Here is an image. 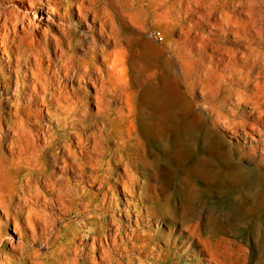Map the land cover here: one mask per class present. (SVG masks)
Wrapping results in <instances>:
<instances>
[{
	"label": "bare ground",
	"instance_id": "obj_1",
	"mask_svg": "<svg viewBox=\"0 0 264 264\" xmlns=\"http://www.w3.org/2000/svg\"><path fill=\"white\" fill-rule=\"evenodd\" d=\"M13 1H17V5L8 9L7 14L8 10L4 12L0 7V52L6 54V68L11 73L4 74L0 66V78L6 91L13 85L11 98L4 102L0 99V264H44L40 252L37 251L39 249L36 250L33 246L39 239L41 244L51 243L50 235L53 233L50 234V231L53 230L56 216L37 207L46 201L62 204L68 210L73 209L74 214L79 212L83 215L92 232L89 235L93 241L92 249L94 252L100 249L98 264H125L122 261L116 262L117 257L114 261V254L123 251L130 254L128 255L131 259L127 260L130 264H173L174 261L180 260L179 252L188 248L189 243L196 245L189 253H202L203 256L194 255L183 264H235L231 248L223 246L227 242L225 236L216 231L201 229L197 222H182L186 233L176 241L173 237V231L176 230L174 226L168 230V234L150 231L137 233L132 228L123 229L122 224L115 220L114 213L107 214L106 210L105 213L102 210V204L108 197L109 204H113L112 199H116L118 184L124 194L130 196H124L125 207L134 205V198L148 197L151 203L146 209L155 221L163 220V213H169L175 207H170L169 201L167 204L166 198L157 190L158 183L150 179V172L154 173V166L151 165L157 162L158 155L154 154L155 158L150 159V156L146 155L143 139L137 134L132 145L139 148L135 151L131 149L129 139L126 140V137L123 138L118 133V111L104 106L108 101L105 95L111 94L121 98L124 93L128 110L133 115L138 106L141 108L143 104H149L148 110L155 119L148 123L140 118V126L147 131L162 128L165 133H156L155 136L167 137L170 146H179L181 155L185 158L193 150V132L200 128L206 119L200 106L206 109L207 114L216 112V103H208L206 100L211 96L212 81L216 72L209 67L201 70L197 66H180L168 74H156L146 68L147 64L156 60V56L149 49H141L140 45L134 42L135 33H130L124 28L125 23L119 21V17L126 14L123 8L137 2L136 0H111L109 8L102 2L94 5L93 0ZM42 6L49 10L46 12V19L52 22L59 35L48 34L40 46L39 40L32 36L30 39L25 37L31 28L26 19L30 16L37 18V10ZM72 7L77 9L78 15L85 23L91 16L93 24L89 26V34L93 44L90 46H86L82 38H77L73 31L75 25L69 20ZM98 39L106 45L97 43ZM49 46H52L53 55ZM77 48L85 54H76ZM121 50L125 53L124 60L119 57ZM187 54L190 55V52ZM178 61L180 63V60ZM120 63L125 64L127 68L124 78L117 74L120 72L117 69ZM74 82L77 87L73 85ZM86 85L91 86L93 91L88 92ZM196 89L203 103L201 105L196 99ZM258 101L261 104L264 102ZM258 101L252 100L254 107H259ZM90 103L97 106L94 115L90 114ZM44 116L51 122L42 120L41 117ZM217 116L222 117L228 126L237 125L225 116ZM251 119L253 121L248 122L249 127L259 130L257 122L264 121V109L259 108ZM165 123L168 124L167 128ZM239 125L244 134L251 136L246 131V120L240 121ZM205 130L207 132L208 127H205ZM207 141L209 146L219 145L218 139H214L212 135L207 137ZM222 154L224 156V152ZM228 157L226 154V163ZM134 158H140L141 167L144 168L141 179L136 177L133 170V164L138 163ZM197 163L193 160L187 168L183 167L188 169L189 177L198 174L219 176L217 168V172L205 170ZM118 165L121 171H118ZM230 167L232 170L229 169V173H233L235 168H240L237 165ZM66 173L69 174L63 178ZM88 187L100 192L91 191ZM258 197L260 198V195ZM115 204L119 209V202L116 201ZM125 207L122 209L127 211L126 214L130 218L128 208ZM110 210L114 211L115 208ZM163 223L170 226L166 220ZM8 229L17 234L18 239H15V242L12 240L14 234L6 238ZM38 230L42 231L39 236ZM106 232L112 241L111 245H105L102 241L101 236L106 238ZM184 237L187 240H184ZM158 239L164 240V246L154 252L151 248L155 249ZM177 242L188 244L179 246ZM9 251L14 254L9 256ZM239 254L241 255L240 252ZM52 261L53 259H50V262Z\"/></svg>",
	"mask_w": 264,
	"mask_h": 264
},
{
	"label": "rangeland",
	"instance_id": "obj_2",
	"mask_svg": "<svg viewBox=\"0 0 264 264\" xmlns=\"http://www.w3.org/2000/svg\"><path fill=\"white\" fill-rule=\"evenodd\" d=\"M93 1L94 5L102 2L108 5V8L111 7L109 3L111 0ZM136 1L123 8L126 14L123 17H119V21L125 23L124 28L128 29L130 33H132L131 31L135 33L134 42L139 44L141 49H149L156 56V60L152 64H147L146 68L155 71L156 74H168L169 71L174 70L175 67L179 69L180 66L183 68L197 66L201 70L205 69V67L211 68L212 71L216 72L214 73L216 77L212 81L211 96L207 97L206 100L208 103H216V112L206 113V109L201 105L203 103H201L202 100L199 97L198 89H196V96L198 95L196 99L200 101V110L203 111L206 119L200 128L193 132L192 138L195 140V143L191 142V149L193 150L184 158L181 155L179 146L171 147L170 140L167 137L155 136L156 133H165L164 131L162 132V128L147 131L140 126V118L148 123L155 119H153V115L148 110L150 109L149 104L145 103L141 108L138 106L135 110V115H133L128 110L124 93H122L121 98L111 94L105 95L108 101L104 106L118 111V133L123 138L126 137V140L129 139L131 149L135 151L139 148L137 145H132L136 141L135 134H137L144 141L146 155L150 156V159L155 158L156 154L158 155L157 162L151 165L154 166V173L150 170L152 171L150 172L152 175L149 173L152 176V178L150 176V179L152 182L158 183L157 190H159L158 192H160L162 197L166 198L167 204L169 201L168 205L175 207L170 210L171 212L163 213V220L156 219L155 221V218L146 209V206L151 203L149 198L145 196L134 198V205L125 207L123 205L124 196L127 198H130V196L127 193L124 194L121 185L118 184L116 199H112L113 204H109L110 199L108 197L107 201L102 204V210L103 212L106 210L107 214L114 213L115 220L122 224L123 229L127 228L129 230V228H132L137 233L150 231L151 233L161 232L168 234V230L174 226L176 230L173 231V237L176 241L186 233L182 228V222L184 224L197 222L196 224H199L201 229L216 231L219 235L225 236L227 242L225 241L226 244L221 242V244L231 248L235 264H264V121L257 122L259 130L251 129L248 124V122L253 121L251 117L257 114L259 108L264 109V0ZM16 5L17 1L0 0V7L2 11L5 10L4 12L8 9L10 10L12 6L16 7ZM46 12H49V10L42 6L40 10H37V18H31L30 16L28 20L26 19V22L31 26L30 33L32 35L26 33L25 39H30L32 36L39 40L40 46L48 34L59 35L52 22L46 19ZM69 20L75 25L73 31L76 37L82 38L86 46L92 45V36L89 34V26L93 24L91 16H89L86 25L83 18L78 15L77 9L72 7ZM97 43L105 44L100 39H98ZM123 46H125V43H123ZM49 49L53 55L52 46H49ZM188 51L190 55L187 54ZM76 54L85 53L77 48ZM119 57L123 58V60L125 59L123 50H121ZM6 58V54L0 52V66H2L4 74L9 75L11 73L6 68L8 64L5 60ZM178 60H180V63H178ZM117 69L121 72L117 74L124 78V73L127 69L125 64L120 63ZM13 77L14 74L12 73L11 78ZM0 84V99L4 102L7 98H11L13 85L9 88V92L2 86V79ZM73 85L77 87L76 82ZM181 87L183 88L182 85ZM92 89L91 86L86 85L88 92H92ZM252 100H262L263 103L261 104L258 101L260 103L259 107H254ZM96 108L95 104H89L91 115L96 113ZM217 114L227 117L229 121H233L237 125L228 126L222 120V117H218ZM41 119L51 122L45 116L41 117ZM244 120H246V131L251 136L244 134L239 125L240 121ZM165 124L164 126L167 128L168 124ZM205 127H208L207 132ZM211 135L214 139H218V146L208 145L207 137ZM216 135L217 138H215ZM201 140L202 142H200ZM74 147L76 146L74 145ZM226 154L227 157L229 156L228 163L224 161ZM134 159L138 163L133 164V170L136 177L141 179L144 168L141 167L140 158ZM193 160L198 162L197 164L201 165L205 170L217 172L218 169L217 173L219 176L210 177L198 174L193 175L194 177H189L188 169L184 168H187ZM224 163L227 165H224ZM231 165H233V168L236 165L240 168L239 170L235 168L233 173H229L232 170ZM117 167L119 168L118 171L122 170L120 165ZM54 169L58 170L57 167H54ZM68 174H64L63 178ZM230 176L231 178H229ZM186 179H190V181L186 182ZM183 181H185V184ZM192 181L193 183H191ZM180 187L183 188L182 191ZM88 188L91 191L100 192V190L95 188ZM256 195H260V198ZM115 200L119 202V209L116 207ZM37 207L47 211L48 214H55L56 216L53 232L50 231V234L53 233L50 235L51 243L48 245L46 243L41 244L39 239L33 246L36 250L39 249L37 251L40 252L39 254L44 264L53 262L54 264L100 263V249L95 250V255L92 249L93 241L90 238L91 236H89L92 232L89 230L87 220L84 219L81 213L75 212L74 214L73 209L68 210L62 204L55 202L51 204L48 201L41 203ZM111 207L115 208V210H110L112 209ZM123 207L128 208L130 218L126 214L127 211L122 209ZM172 212L175 213L173 214ZM171 213L173 217H171ZM108 219L111 223V219L109 217ZM164 220L170 226L165 225L163 223ZM111 227H114V225H111ZM41 232V230H38V236ZM79 232H82L83 235ZM55 233H57V236ZM12 234H14L12 240L15 242L18 238L16 237L17 234L12 230L8 229L5 236L8 238ZM106 234V238L103 235L101 236L102 241L105 245H111L112 241L108 236V232ZM98 236L101 239L100 235ZM66 237L68 240H65ZM184 238V240H187L186 237ZM118 240L120 242V239ZM157 241L155 249L151 248L154 252L159 247L164 246L163 239H158ZM185 243L177 242V245L182 246ZM188 245V248H184L183 251L179 252L181 255L180 260L174 261L173 264H183L185 260L192 258L194 255L196 257L203 256L202 253H189L196 245L193 243ZM97 246L99 247V245ZM8 254L12 256L14 253L9 251ZM128 254L124 251L123 253H116L114 254V261H116L117 257L116 262L122 261L125 264H130V261H127L131 259L129 258L130 254ZM49 257H52L50 258L53 259L52 262H50ZM114 264L116 263L114 262Z\"/></svg>",
	"mask_w": 264,
	"mask_h": 264
}]
</instances>
